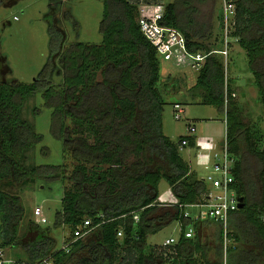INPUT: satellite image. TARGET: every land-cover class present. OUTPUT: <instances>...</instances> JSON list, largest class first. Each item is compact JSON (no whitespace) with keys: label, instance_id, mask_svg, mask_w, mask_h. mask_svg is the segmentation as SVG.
Masks as SVG:
<instances>
[{"label":"trees","instance_id":"1","mask_svg":"<svg viewBox=\"0 0 264 264\" xmlns=\"http://www.w3.org/2000/svg\"><path fill=\"white\" fill-rule=\"evenodd\" d=\"M226 1L235 7L229 36L246 52L264 116V0ZM215 2L173 0L164 6L161 24L182 32L192 53L208 54L192 88L201 90L202 103L225 112L235 188L244 203L230 214V237L238 244L228 247L227 264H264V147L256 143L260 133L241 119L217 35L210 40L212 26L205 11ZM138 5L103 0L99 44L64 46V31L51 11L49 53L36 77L27 83L0 80V248L19 247L21 256L15 259L21 264L45 258L54 264L220 263L208 257V244L198 233L200 222L209 221L192 222L184 216V205L202 201L208 186L179 153L182 140L188 143L189 137L174 142L163 132L166 98L159 83L172 74H161L162 59L140 30ZM65 17L71 18L67 12ZM37 93L51 108L52 134L63 143L60 164L33 160L43 136L24 108ZM38 111L31 109L33 116ZM244 142L261 163L254 178L245 175ZM161 179L168 182L177 203L158 201ZM51 182L64 187L61 209L52 225H41L28 217L22 192ZM87 218L96 225L92 234L72 243L68 252L58 248L52 231L66 226L71 232ZM173 221L180 227L178 241L147 252V238ZM188 228L193 237H184ZM29 232L35 235L30 238ZM215 236L221 241L220 228ZM221 254L220 245L216 256Z\"/></svg>","mask_w":264,"mask_h":264},{"label":"rangeland","instance_id":"2","mask_svg":"<svg viewBox=\"0 0 264 264\" xmlns=\"http://www.w3.org/2000/svg\"><path fill=\"white\" fill-rule=\"evenodd\" d=\"M130 1L140 5L147 0ZM148 1L160 4L164 9V6L173 0ZM225 1L216 0L210 7V11H205L212 26L213 35L210 40L213 41L214 36L217 35V47L222 49L225 48L224 29L227 27L231 31L233 27V18L227 24L223 20ZM51 11L55 12V18L59 20L60 28L64 31V46L71 42L89 44L101 42L99 27L103 17V0H2L0 4V80L27 83L36 77L49 53L48 18L52 15ZM66 12L71 18L65 17ZM221 39H223L222 44ZM226 40L228 41L227 55L220 54L224 61L225 74L232 79L231 85L240 106L242 121L246 127L260 133L261 137L256 143L261 149L264 147V116L259 92L249 68L246 52L232 37L228 36ZM160 62L161 74L163 76L172 74L170 79L163 77L159 83L160 91L166 98L162 111L163 132L174 142H178L181 136L189 137L188 143L181 146L179 153L196 172L198 178H202L209 172L207 166L212 162L213 153L220 149L225 139V112L213 105L202 103L199 97L201 90L192 88L200 68L192 66L188 61L179 65L164 60ZM56 69H59L57 64ZM54 77V83L58 84L60 78L56 74ZM174 102H179L185 109L180 119L174 117ZM32 107L39 108L34 116L31 113ZM24 114L28 119H32L35 130L43 136L33 152L34 162L36 164L62 163L63 143L51 132V108L43 105L40 93L28 100ZM189 126L195 127L194 132H190ZM241 146L244 150L245 175L248 178L252 176L254 178L261 163L248 148L247 143L244 142ZM42 148H46L47 152L44 153ZM68 163L67 172L71 169V162L68 161ZM63 189L59 182H51L45 186L34 184L25 189L22 192V199L28 209V217L34 220L33 209L41 206L48 219L45 225H52L56 213L61 209L60 199ZM158 192V201L163 204L177 200L165 179L160 180ZM189 211L195 214L198 209L193 207L189 208ZM200 223L198 233L208 244V257L218 260L216 252L221 241L216 239L215 235L219 225L212 222ZM69 234L70 229L66 226L52 231L58 248L63 246ZM91 234L82 239H87ZM179 234L178 223L171 222L147 238L146 251L149 252L154 247H158L166 239L178 238ZM34 235L33 232L28 233L30 238ZM28 236L26 235L24 239ZM232 240L230 245L238 244L233 238ZM2 250L6 257L13 259L20 258L22 252L19 247L2 248Z\"/></svg>","mask_w":264,"mask_h":264},{"label":"built area","instance_id":"3","mask_svg":"<svg viewBox=\"0 0 264 264\" xmlns=\"http://www.w3.org/2000/svg\"><path fill=\"white\" fill-rule=\"evenodd\" d=\"M152 2V1H151ZM235 7L233 3L225 1L223 5V20L227 24L234 17ZM164 9L160 4L150 3L148 0L138 5V24L143 35L148 41L155 47L158 56L164 60L173 64L179 65L183 62H190L194 67L200 68L204 62L205 57L208 54L197 52L192 53L188 50L187 41L185 36L179 30L167 27L161 24L163 19ZM225 48L218 51L222 55H227V44L230 31L225 27ZM235 41L236 38H233ZM187 62V63H188ZM174 117L180 119L182 114L185 113V109L179 102L173 103ZM190 132H194L195 127L189 126ZM187 140L183 139L182 145H186ZM181 149V148H180ZM209 172L206 176L200 178L208 186V193L204 196L202 201L192 203L186 206L187 210L184 212V216L193 221H209L219 225L222 231L221 250L222 254L219 258V264H227V250L230 246L232 238L230 237V214L239 209V194L235 188V158L229 150L226 134L225 139L222 141L220 149L213 153L212 162L207 166ZM197 208L198 212L192 214L189 208ZM34 220L36 223L45 225L48 223L47 217L44 215L41 206H36L33 209ZM136 216V220H137ZM179 225V224H178ZM91 219H84L80 224L75 226L70 232L69 236L64 240L62 248L66 252L69 251V247L72 243L84 236L90 234L94 227ZM122 231H117V236L121 237ZM194 232L192 228H188L184 237H193ZM179 238V237H178ZM178 238L166 239L162 244L171 245L178 241ZM22 262L16 261V259L6 257L2 248L0 249V264H21ZM30 264H54L52 260L47 258L42 259L39 262Z\"/></svg>","mask_w":264,"mask_h":264},{"label":"water","instance_id":"4","mask_svg":"<svg viewBox=\"0 0 264 264\" xmlns=\"http://www.w3.org/2000/svg\"><path fill=\"white\" fill-rule=\"evenodd\" d=\"M243 206H244V203L242 202V199H240L238 207L242 208Z\"/></svg>","mask_w":264,"mask_h":264},{"label":"crops","instance_id":"5","mask_svg":"<svg viewBox=\"0 0 264 264\" xmlns=\"http://www.w3.org/2000/svg\"><path fill=\"white\" fill-rule=\"evenodd\" d=\"M161 203H162V202H161ZM175 203H177V200H176L175 202H168V203H166V204L170 205V204H175Z\"/></svg>","mask_w":264,"mask_h":264}]
</instances>
